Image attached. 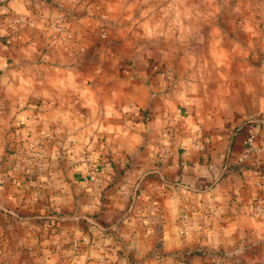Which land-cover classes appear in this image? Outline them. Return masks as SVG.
<instances>
[{"label": "crops", "instance_id": "1", "mask_svg": "<svg viewBox=\"0 0 264 264\" xmlns=\"http://www.w3.org/2000/svg\"><path fill=\"white\" fill-rule=\"evenodd\" d=\"M148 11L119 34V0H0V264H264V25L139 50ZM162 208L190 251H160Z\"/></svg>", "mask_w": 264, "mask_h": 264}, {"label": "clouds", "instance_id": "2", "mask_svg": "<svg viewBox=\"0 0 264 264\" xmlns=\"http://www.w3.org/2000/svg\"><path fill=\"white\" fill-rule=\"evenodd\" d=\"M186 3L187 0H157L155 4V7H157L160 13H162V20L164 18H167L170 14H174L177 18L183 17L182 20L177 19L176 21V27L179 29L180 32V36L178 37V39L181 42H183L188 36H192L193 34L197 38L200 36V32L196 27V22L202 19V14L198 13L194 7L192 8V10H188L187 8H185L184 5ZM236 3L237 0H231V4H229L228 8L226 9V12L231 13L234 19L240 20L242 24L244 22H248L256 25L257 27H259L260 25H264V0H247L248 7H245L244 0H239V6L233 7L232 5ZM151 10L152 9L149 8V11ZM0 35H3V33L0 32ZM156 35H163L167 37L173 35V33L172 29L169 28L167 32L160 31ZM55 155L57 154H53V163H55ZM217 179L218 178L214 177L213 175L205 173L203 180L201 181V186L211 187L214 183H216ZM173 199H176L178 201L179 197L173 196ZM208 206L212 208L214 213H216V215L213 216V219H216L218 217L219 212L216 209L215 205L209 202ZM224 207H226V205L222 201L221 208L219 209V211H223ZM165 211L166 208L161 209V224L156 226L157 236H159L161 232H163L164 234L163 240H157V243L161 245L160 251L163 252L164 248L169 245L175 246L176 248H179L184 252L190 251L192 244L196 239V236L199 235V231H197L196 235L193 234L192 228H185L177 231L174 225V221L178 213L175 210L171 212L173 223L171 225H165ZM143 223L148 224L149 221L144 220ZM233 231L234 230L229 229L225 233V235L228 237V244L235 243V241L231 239ZM148 235H151V229H149ZM181 237H183V239ZM240 240H244L243 235H241ZM261 240L264 241V237H261ZM206 243L210 244L212 248L217 247L219 244V240L216 238V234L209 233L208 240L206 241ZM253 246L254 245L252 244L247 245V247ZM245 247L246 246L241 243L239 248L241 255H243ZM209 254H211V250H209ZM229 259H232V256H229Z\"/></svg>", "mask_w": 264, "mask_h": 264}, {"label": "rangeland", "instance_id": "3", "mask_svg": "<svg viewBox=\"0 0 264 264\" xmlns=\"http://www.w3.org/2000/svg\"><path fill=\"white\" fill-rule=\"evenodd\" d=\"M247 0H244V3L247 4ZM157 0H119V13L117 14L116 25L119 29V34L126 33V27L131 26L132 23H128L126 20V14L135 13L140 14L143 9L149 10L150 18L146 23L143 24V27L140 26L141 33H137L134 35V38L130 40V42H134L135 48H140L142 50L146 46H163L166 48H173V50L178 46L181 42L178 37L180 36L179 29L176 27L177 19H183V17L177 18L174 14H170L167 18L162 20V13H160L159 9L155 7ZM144 4L145 6H141ZM229 4H231V0H187V3L184 5L188 10H192L194 7L196 11L202 14V19L196 22V27L200 33L205 30H208V26L210 24L207 23L210 17L213 18L212 24L214 26L219 25L218 23L230 22L226 20L228 15L231 13L226 12ZM239 4V0H237L236 4H233V7H237ZM130 6V7H128ZM148 15V16H149ZM119 17V18H118ZM206 17H209L207 20ZM123 20V22L121 21ZM215 19V20H214ZM226 23V24H228ZM139 25V23H136ZM171 28L173 35L171 36H157L156 34L160 31L167 32V30ZM121 29V32H120ZM195 36V35H194ZM201 37V35L199 36ZM192 36H188L183 42H190ZM126 50L127 47H125Z\"/></svg>", "mask_w": 264, "mask_h": 264}, {"label": "built area", "instance_id": "4", "mask_svg": "<svg viewBox=\"0 0 264 264\" xmlns=\"http://www.w3.org/2000/svg\"><path fill=\"white\" fill-rule=\"evenodd\" d=\"M249 141H250V144H252V142H253V133H252L251 130H250ZM43 145H44L43 141L39 140L33 145V147L31 146L32 147V152L26 159L28 163L35 164L34 162H35L36 159L40 160V162H41V159L44 157V146ZM40 162L36 163L37 166H41ZM257 211H258V213H261L263 211V208L261 206H259L257 208ZM217 264H222V260H219L217 262Z\"/></svg>", "mask_w": 264, "mask_h": 264}, {"label": "trees", "instance_id": "5", "mask_svg": "<svg viewBox=\"0 0 264 264\" xmlns=\"http://www.w3.org/2000/svg\"><path fill=\"white\" fill-rule=\"evenodd\" d=\"M184 263L185 264H190L191 262L189 261V259L186 258L185 261H184Z\"/></svg>", "mask_w": 264, "mask_h": 264}]
</instances>
